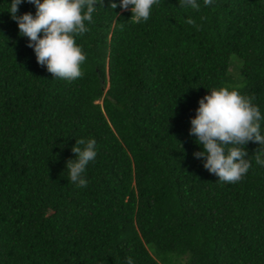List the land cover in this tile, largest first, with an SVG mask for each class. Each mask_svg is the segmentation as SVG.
<instances>
[{"label":"trees","instance_id":"trees-1","mask_svg":"<svg viewBox=\"0 0 264 264\" xmlns=\"http://www.w3.org/2000/svg\"><path fill=\"white\" fill-rule=\"evenodd\" d=\"M112 2L74 37L84 76L68 82L0 0V264H264L259 143L245 146L248 173L220 183L189 134L212 89L254 95L264 116V0H158L140 23ZM92 138L77 187L66 164Z\"/></svg>","mask_w":264,"mask_h":264},{"label":"clouds","instance_id":"clouds-1","mask_svg":"<svg viewBox=\"0 0 264 264\" xmlns=\"http://www.w3.org/2000/svg\"><path fill=\"white\" fill-rule=\"evenodd\" d=\"M24 2L11 0L8 12L18 23L19 35L29 38L27 46L34 49L38 64L41 67L46 65L54 79L72 82L82 78L84 73L80 65L86 55L74 37L89 31L85 22H93L96 5L104 7V0H26L35 5V16L31 12L17 15ZM212 3L213 0H204L205 6ZM154 4H158V0H121L120 4L112 2L110 8L130 9V20L140 23L149 19ZM180 7L199 10L200 5L197 0H180ZM185 22L195 25L191 18ZM210 93L199 100L196 116L191 119L189 134L195 136L196 143L203 147V151L193 155L197 159L204 158V168L218 176L220 183L238 182L252 167L245 148L249 142L259 143L254 158L257 165L264 167V135L261 134L264 116L252 103L256 99L254 95H241L227 87L212 89ZM96 143L94 138L76 139V145L72 147L76 159H69L66 167L70 183L77 187L88 186L84 173L97 156ZM128 264H133L130 257Z\"/></svg>","mask_w":264,"mask_h":264}]
</instances>
